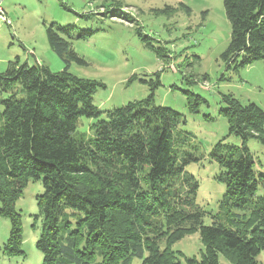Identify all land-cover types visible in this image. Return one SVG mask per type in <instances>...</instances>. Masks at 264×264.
<instances>
[{"label":"trees","instance_id":"16d2710c","mask_svg":"<svg viewBox=\"0 0 264 264\" xmlns=\"http://www.w3.org/2000/svg\"><path fill=\"white\" fill-rule=\"evenodd\" d=\"M222 4L230 24L220 55L225 67L264 65V0ZM75 29L45 26L62 70L15 60L0 71V216L10 221L4 253L24 254L14 205L27 182L39 180L43 191L34 218L41 220L36 248L42 264H180L172 245L193 232L203 250L199 258L186 257V264H220L219 255L231 264H262L257 255L264 248V172L256 169L246 143L254 138L264 146V110L224 96L227 135L241 143L222 138L203 155L194 135L179 127L180 114L155 103L158 73L145 98L110 109L96 106L93 94L104 84L68 70L71 61L84 63L72 41L94 30ZM141 39L157 50L150 38ZM200 99L189 93V109L196 112ZM81 117L90 120L87 131L78 130ZM204 156L217 164L214 179L225 186L215 213L196 203L199 184L186 169Z\"/></svg>","mask_w":264,"mask_h":264},{"label":"rangeland","instance_id":"374dc122","mask_svg":"<svg viewBox=\"0 0 264 264\" xmlns=\"http://www.w3.org/2000/svg\"><path fill=\"white\" fill-rule=\"evenodd\" d=\"M0 7L6 19L0 20V71L15 60L29 65L38 62L53 72L62 70V59L47 43L45 26L50 23L72 25L75 32L94 30L84 39L72 41L84 63L71 61L68 67L77 77L104 84L94 92L93 103L110 109L143 99L151 93L149 81H155L158 73L155 103L180 114L179 127L194 135L203 155L222 138L230 144L241 143L238 136L227 135V119L221 114L227 106L224 96L242 104L255 103L264 110L263 63L254 61L228 70L221 60L230 38L222 0H0ZM141 36L150 38L148 42L157 50L164 48L163 56ZM133 75L136 78L130 80ZM189 93L201 98L196 112L187 105ZM89 123L81 117L78 130L87 131ZM246 145L255 156L256 169L264 172V146L254 138ZM186 169L199 184L196 203L215 213L225 190L224 184L214 179L219 167L204 156ZM42 191L39 180H29L15 201L21 215L23 255L4 253L10 221L0 216V264H42V253L36 248L41 220L34 218L38 213L36 198ZM210 221L209 216L204 217L205 224ZM172 247L180 264H186V257L199 258L203 250L198 232L186 234ZM257 260L264 264V248ZM139 262L136 259L133 264ZM219 262L231 264L222 255Z\"/></svg>","mask_w":264,"mask_h":264},{"label":"built area","instance_id":"2783aa9c","mask_svg":"<svg viewBox=\"0 0 264 264\" xmlns=\"http://www.w3.org/2000/svg\"><path fill=\"white\" fill-rule=\"evenodd\" d=\"M0 20H3V21L6 22V19H5L4 15H3V10H2L1 7H0Z\"/></svg>","mask_w":264,"mask_h":264}]
</instances>
